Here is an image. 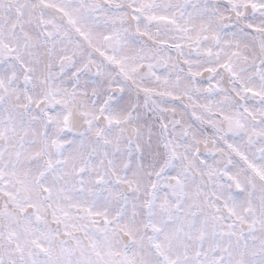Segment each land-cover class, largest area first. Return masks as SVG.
Listing matches in <instances>:
<instances>
[{
  "label": "snow or ice",
  "instance_id": "obj_1",
  "mask_svg": "<svg viewBox=\"0 0 264 264\" xmlns=\"http://www.w3.org/2000/svg\"><path fill=\"white\" fill-rule=\"evenodd\" d=\"M0 264H264V0H0Z\"/></svg>",
  "mask_w": 264,
  "mask_h": 264
}]
</instances>
